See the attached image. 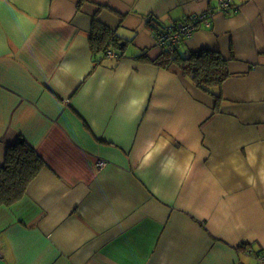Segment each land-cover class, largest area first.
Returning <instances> with one entry per match:
<instances>
[{"label":"crops","instance_id":"crops-1","mask_svg":"<svg viewBox=\"0 0 264 264\" xmlns=\"http://www.w3.org/2000/svg\"><path fill=\"white\" fill-rule=\"evenodd\" d=\"M216 1L0 0V165L19 138L44 160L0 205V264H264V0ZM204 12L175 53L226 60L219 109L153 62L149 18ZM94 15L119 57L92 55Z\"/></svg>","mask_w":264,"mask_h":264},{"label":"trees","instance_id":"trees-1","mask_svg":"<svg viewBox=\"0 0 264 264\" xmlns=\"http://www.w3.org/2000/svg\"><path fill=\"white\" fill-rule=\"evenodd\" d=\"M148 21L152 35L158 34L165 28L159 29L156 25L154 26L151 18ZM91 23L88 36L92 55L96 58L98 54L97 59H101L106 57L108 49L115 47L119 48V51L115 52V57H119L125 47V41L116 36L111 28L100 22L96 15L92 17ZM142 56L139 54L135 58ZM153 62L162 67H166L170 62L176 63L202 91H208L214 96L216 108L219 109V101L222 99L221 91L213 93L210 88H220L230 75L226 60L221 54L198 51L183 57L175 53V47H168L162 49ZM3 161L0 165V205L9 206L23 197L28 182L40 172V168L44 166V160L25 139L19 138L14 144L7 146ZM241 245L245 246L244 243Z\"/></svg>","mask_w":264,"mask_h":264},{"label":"built area","instance_id":"built-area-1","mask_svg":"<svg viewBox=\"0 0 264 264\" xmlns=\"http://www.w3.org/2000/svg\"><path fill=\"white\" fill-rule=\"evenodd\" d=\"M231 4L232 0H217V11L226 13ZM209 13L210 12H204L203 14H191L180 19L178 22L167 25V27L158 32V34L153 35L155 45L161 49L176 47L183 39L192 36L201 22L206 25L211 24ZM210 14L212 16L214 12H211ZM106 54L107 56H113L114 52L112 50H108ZM104 165L105 162L103 160H99L96 163L95 168L101 170Z\"/></svg>","mask_w":264,"mask_h":264},{"label":"rangeland","instance_id":"rangeland-1","mask_svg":"<svg viewBox=\"0 0 264 264\" xmlns=\"http://www.w3.org/2000/svg\"><path fill=\"white\" fill-rule=\"evenodd\" d=\"M97 162H98V161H97ZM97 162H96V163H97Z\"/></svg>","mask_w":264,"mask_h":264}]
</instances>
